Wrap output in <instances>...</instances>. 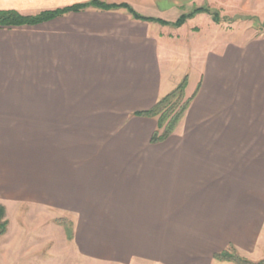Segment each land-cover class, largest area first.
I'll return each mask as SVG.
<instances>
[{
  "label": "crops",
  "instance_id": "1",
  "mask_svg": "<svg viewBox=\"0 0 264 264\" xmlns=\"http://www.w3.org/2000/svg\"><path fill=\"white\" fill-rule=\"evenodd\" d=\"M87 1L0 0V10ZM102 1L169 22L200 6ZM202 14L176 27L89 8L0 26V249L11 264L26 245L35 264H237L214 258L231 245L264 258L254 257L264 254V36L199 42L184 29ZM175 56L186 68L167 73ZM185 76L186 96L197 95L176 132L152 143L157 120L136 113ZM31 216L48 221L36 229ZM58 219L72 222V240Z\"/></svg>",
  "mask_w": 264,
  "mask_h": 264
},
{
  "label": "trees",
  "instance_id": "2",
  "mask_svg": "<svg viewBox=\"0 0 264 264\" xmlns=\"http://www.w3.org/2000/svg\"><path fill=\"white\" fill-rule=\"evenodd\" d=\"M89 8H99L104 10H116L124 8L127 9L135 19L156 21L164 25L172 24L176 27L184 25L189 19L194 18L200 13H208L211 15L212 20L218 24H220L223 20L219 10L214 9L209 5L194 6L192 9L184 11L176 21L169 22L161 18L142 15L128 3H108L102 0H90L62 8L43 10L36 14H23L15 9L0 10V26L12 27L22 25H38L70 12H79ZM187 85L188 76H185L175 89L160 97L152 108L136 113L137 115L151 117L157 120V129L152 136V143H160L165 141L168 137L176 132L177 128L185 118L187 111L198 91L197 90L192 96L187 97ZM57 221L65 226L68 238L72 240V222L65 219H58ZM8 227L9 220L6 218L5 207L0 206V235H5L8 231ZM214 258L219 261H231L237 264H264V258L259 260L250 259L242 255L233 245L222 252L216 253Z\"/></svg>",
  "mask_w": 264,
  "mask_h": 264
},
{
  "label": "rangeland",
  "instance_id": "3",
  "mask_svg": "<svg viewBox=\"0 0 264 264\" xmlns=\"http://www.w3.org/2000/svg\"><path fill=\"white\" fill-rule=\"evenodd\" d=\"M197 5H209L214 9H218L222 17V22L219 25H214L211 15L204 13L191 21L187 27L189 29V34L194 35L198 38L199 42H203L204 38L210 34L221 35L227 37L229 44L235 45L240 43H247L251 41L252 44L255 42L257 36H264V0H197ZM169 20H175L176 15L170 14L167 16ZM169 30H173L172 27ZM208 42V40L206 41ZM203 44V43H202ZM187 63L183 57L178 58L175 56L172 59L164 60L163 66L168 73L177 74L186 68ZM35 219L39 223L35 225L36 229L43 227L48 220H40L38 216H31L28 218V223ZM19 215H12L11 221L15 223L20 222ZM43 221V222H42ZM40 236L37 235V239ZM1 240V239H0ZM31 245H26L20 250H16L15 254L23 256L25 259L20 262V264H35V262H40V260H33L29 257L33 250H31ZM1 248V241H0ZM0 251V255L4 257V261L7 264L12 262L13 251L9 250ZM37 255H47L49 251L46 249H37ZM258 255V256H257ZM27 257V258H26ZM254 257H264V254L259 252ZM70 260V258L64 259L63 262ZM86 264V263H85Z\"/></svg>",
  "mask_w": 264,
  "mask_h": 264
}]
</instances>
